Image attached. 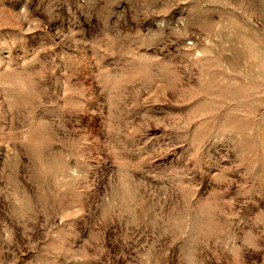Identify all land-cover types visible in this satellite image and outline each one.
<instances>
[{
	"label": "rangeland",
	"instance_id": "1",
	"mask_svg": "<svg viewBox=\"0 0 264 264\" xmlns=\"http://www.w3.org/2000/svg\"><path fill=\"white\" fill-rule=\"evenodd\" d=\"M0 264H264V0H0Z\"/></svg>",
	"mask_w": 264,
	"mask_h": 264
}]
</instances>
